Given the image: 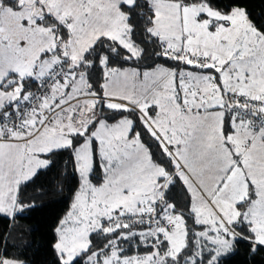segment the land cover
Here are the masks:
<instances>
[{
    "label": "snow or ice",
    "instance_id": "1",
    "mask_svg": "<svg viewBox=\"0 0 264 264\" xmlns=\"http://www.w3.org/2000/svg\"><path fill=\"white\" fill-rule=\"evenodd\" d=\"M58 165L55 264H259L264 24L241 0H0V218ZM0 264L31 261L0 236Z\"/></svg>",
    "mask_w": 264,
    "mask_h": 264
},
{
    "label": "trees",
    "instance_id": "2",
    "mask_svg": "<svg viewBox=\"0 0 264 264\" xmlns=\"http://www.w3.org/2000/svg\"><path fill=\"white\" fill-rule=\"evenodd\" d=\"M241 3L255 20L264 24V0H241ZM69 183L70 177L61 174L59 165L40 174L28 185L26 195L35 199L37 205L42 207L14 222L0 218V236L8 238L10 253L26 251L31 264H55V253L50 245L54 240L55 223L64 215L71 202ZM57 185H63V191L57 190ZM72 187L75 185L72 184ZM244 258L242 248L233 264H239ZM256 259L259 264H264V254L257 255Z\"/></svg>",
    "mask_w": 264,
    "mask_h": 264
}]
</instances>
